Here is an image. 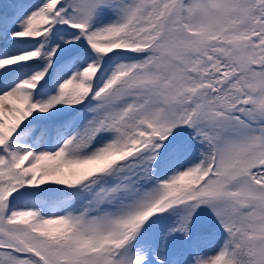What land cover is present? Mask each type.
Segmentation results:
<instances>
[{"label":"snow or ice","instance_id":"1","mask_svg":"<svg viewBox=\"0 0 264 264\" xmlns=\"http://www.w3.org/2000/svg\"><path fill=\"white\" fill-rule=\"evenodd\" d=\"M0 264H264V0H0Z\"/></svg>","mask_w":264,"mask_h":264}]
</instances>
